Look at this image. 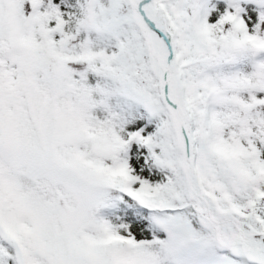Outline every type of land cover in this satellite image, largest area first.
Listing matches in <instances>:
<instances>
[{
  "label": "snow or ice",
  "instance_id": "obj_1",
  "mask_svg": "<svg viewBox=\"0 0 264 264\" xmlns=\"http://www.w3.org/2000/svg\"><path fill=\"white\" fill-rule=\"evenodd\" d=\"M0 264H264V0H0Z\"/></svg>",
  "mask_w": 264,
  "mask_h": 264
}]
</instances>
